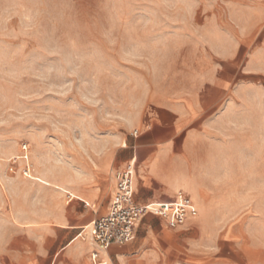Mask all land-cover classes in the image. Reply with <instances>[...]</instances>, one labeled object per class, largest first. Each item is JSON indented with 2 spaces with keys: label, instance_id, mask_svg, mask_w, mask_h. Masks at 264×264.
I'll return each mask as SVG.
<instances>
[{
  "label": "rangeland",
  "instance_id": "374dc122",
  "mask_svg": "<svg viewBox=\"0 0 264 264\" xmlns=\"http://www.w3.org/2000/svg\"><path fill=\"white\" fill-rule=\"evenodd\" d=\"M255 2L243 0L245 14ZM171 7L166 0H0V253L17 233L38 231L68 188H105L127 139L149 121L157 90L188 72L191 47L165 29L179 17ZM146 219L140 232H168L164 245L178 247L180 264L220 261L224 240L203 231L238 230L243 238L232 241L264 245V222L172 229Z\"/></svg>",
  "mask_w": 264,
  "mask_h": 264
},
{
  "label": "crops",
  "instance_id": "0c3cea01",
  "mask_svg": "<svg viewBox=\"0 0 264 264\" xmlns=\"http://www.w3.org/2000/svg\"><path fill=\"white\" fill-rule=\"evenodd\" d=\"M166 2L179 17L165 29L179 46L191 47L189 70L175 86L157 90L149 121L127 139L116 170L133 167L139 205L172 203L184 193L198 212L187 223L264 222V0H256L250 14L243 0ZM244 16L250 17L245 26ZM68 189L38 231L11 238L0 264H95L88 232L108 212L115 175L103 189ZM146 218L132 242L112 245L101 259L180 264L178 247L164 245L168 232H140ZM203 234L224 240L215 264H264V245L232 241L243 238L238 230Z\"/></svg>",
  "mask_w": 264,
  "mask_h": 264
},
{
  "label": "built area",
  "instance_id": "2783aa9c",
  "mask_svg": "<svg viewBox=\"0 0 264 264\" xmlns=\"http://www.w3.org/2000/svg\"><path fill=\"white\" fill-rule=\"evenodd\" d=\"M115 178L116 190L108 212L97 219L88 232L89 240L96 248L92 254L95 264H108L101 259V253L107 252L112 245L132 242L141 221L147 216L160 218L173 229L184 226L190 218L198 215L192 200L182 192L172 203L137 204L132 166L117 170Z\"/></svg>",
  "mask_w": 264,
  "mask_h": 264
}]
</instances>
